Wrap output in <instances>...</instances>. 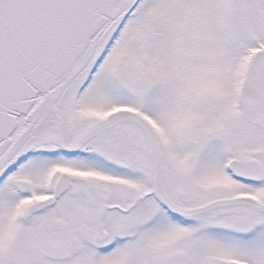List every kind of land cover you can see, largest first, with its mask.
<instances>
[{"label":"snow or ice","instance_id":"obj_1","mask_svg":"<svg viewBox=\"0 0 264 264\" xmlns=\"http://www.w3.org/2000/svg\"><path fill=\"white\" fill-rule=\"evenodd\" d=\"M0 264H264V0H0Z\"/></svg>","mask_w":264,"mask_h":264}]
</instances>
